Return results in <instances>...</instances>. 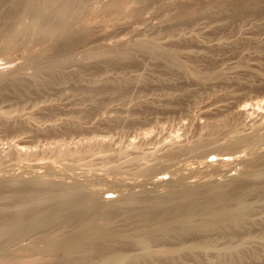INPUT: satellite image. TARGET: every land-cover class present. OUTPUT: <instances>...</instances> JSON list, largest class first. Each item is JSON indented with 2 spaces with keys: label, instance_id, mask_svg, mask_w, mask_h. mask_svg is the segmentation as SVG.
<instances>
[{
  "label": "rangeland",
  "instance_id": "374dc122",
  "mask_svg": "<svg viewBox=\"0 0 264 264\" xmlns=\"http://www.w3.org/2000/svg\"><path fill=\"white\" fill-rule=\"evenodd\" d=\"M0 264H264V0H0Z\"/></svg>",
  "mask_w": 264,
  "mask_h": 264
},
{
  "label": "bare ground",
  "instance_id": "6f19581e",
  "mask_svg": "<svg viewBox=\"0 0 264 264\" xmlns=\"http://www.w3.org/2000/svg\"><path fill=\"white\" fill-rule=\"evenodd\" d=\"M243 111V110H242ZM260 191V190H259ZM219 202V201H218ZM236 203V202H235ZM214 208V207H213ZM210 211V210H209ZM214 212V211H213ZM234 212V211H233ZM217 218V217H216ZM227 218V217H226ZM203 219V218H202ZM206 219V218H205ZM231 219V218H230ZM233 219V218H232Z\"/></svg>",
  "mask_w": 264,
  "mask_h": 264
}]
</instances>
